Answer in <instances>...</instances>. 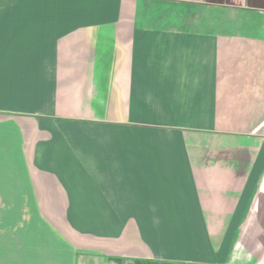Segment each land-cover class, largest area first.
I'll list each match as a JSON object with an SVG mask.
<instances>
[{
  "label": "crops",
  "instance_id": "1",
  "mask_svg": "<svg viewBox=\"0 0 264 264\" xmlns=\"http://www.w3.org/2000/svg\"><path fill=\"white\" fill-rule=\"evenodd\" d=\"M0 264H264V0H0Z\"/></svg>",
  "mask_w": 264,
  "mask_h": 264
}]
</instances>
